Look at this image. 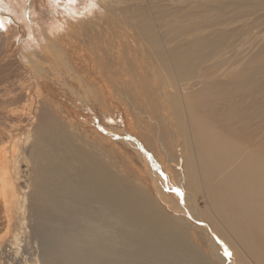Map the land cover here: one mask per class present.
Instances as JSON below:
<instances>
[{
    "label": "bare ground",
    "instance_id": "obj_1",
    "mask_svg": "<svg viewBox=\"0 0 264 264\" xmlns=\"http://www.w3.org/2000/svg\"><path fill=\"white\" fill-rule=\"evenodd\" d=\"M25 1L9 4L33 30L35 1ZM54 1L64 6L52 14L60 27H40V49L23 52L29 67L15 65L25 92L0 100V207L15 202L16 255L26 264L30 255L33 264H264V0ZM1 10L0 63L11 39ZM73 39L95 57L93 70L71 61ZM54 89L66 97L57 106ZM114 99L139 139L111 116ZM62 104L82 127L61 120ZM103 138L137 154L155 197Z\"/></svg>",
    "mask_w": 264,
    "mask_h": 264
},
{
    "label": "rangeland",
    "instance_id": "obj_2",
    "mask_svg": "<svg viewBox=\"0 0 264 264\" xmlns=\"http://www.w3.org/2000/svg\"><path fill=\"white\" fill-rule=\"evenodd\" d=\"M23 1H25V0H23ZM34 1H35V5H34L35 9L33 11V13H34L33 14L34 22L32 23V25L34 27H33V30H32V29H30L31 28L30 26L27 27V28L25 27L22 19L20 18L18 10L13 8L9 4L10 0H0V10L3 7L2 10L6 11L7 15L8 14L11 15V16H9V15L7 16L8 21H9V23L11 25V27H10L11 28V30H10V38L11 39L9 41L10 42V50L8 52L9 54L8 53L7 54H3L2 62L0 63V74H1L0 75V100H2V101L5 100V99L7 100L9 98V96H12L11 94L24 93L25 92L24 88L20 89V85L18 86V84L22 83L21 81L23 80L22 78L24 77V75L22 73L21 74L15 73V71H14L15 70V65H18L17 61H21V62L24 61L23 63L26 64L29 67V61L30 60L26 57L27 55L25 56L23 54V52L27 53V49H34V48L35 49H37V48L40 49L39 48V43L40 42L42 43V41L45 40L43 38V33L41 31V28L44 27V28L48 29L49 27H54V26L58 27L59 26V19L56 16H53L52 14H53V12L55 10L56 11L58 10V12L59 11H61V12L64 11V6H60V7L57 6L56 4H54L55 3L54 0H34ZM63 2L64 1L61 2V5H62ZM87 2H88V0H80V3H77L78 5H76V6L78 8H83V7H85V3H87ZM23 3H25V4H23ZM23 3H22V7L26 9L27 6H28L27 5L28 3L26 1L23 2ZM48 3H50V4H48ZM47 4H48V6H47ZM79 4H80V6H79ZM66 8H68V7L66 6ZM2 10H1V12H2ZM51 10H53V11H51ZM68 10H70V8H68ZM64 14H66V13H64ZM27 29H28V31H27ZM72 34H74L75 37H77L75 33H72ZM84 34L87 37V39L89 40V41H87V43H90V45L92 46L93 51L98 52L99 49H100L101 50L100 53H104L105 52V50H106L105 47H107V45L105 46L104 41H102L100 39V37L91 38L92 37L91 30H85ZM50 36H52V35L49 34V37ZM51 39L54 40L53 37ZM16 40H17V42L20 43L22 51L19 50L20 47H18V45L16 46V44L14 42L13 43L15 45H13V43L11 44L12 41H16ZM69 40H70L69 37H65V39H61L60 42H63L62 43V47L64 49H66V47L69 48V45H68ZM72 41H74V45H73V47H70V56L72 55L71 56L72 57L71 61L75 62L77 60L75 62V64L85 68L84 71H87V69L93 70L92 69V64L94 63L93 59H95V57H91V55L86 54L88 49H87L86 46H83V45L81 46L79 40H74L73 39ZM96 41H97V43H96ZM76 43L78 44L77 47L79 49L74 54L73 51L75 50L74 46L76 45ZM100 44H102V45H100ZM14 46L19 50V51H17V55L15 53H13V52H15L13 50H16ZM101 47H103V48H101ZM81 50H85V51L83 52ZM76 53H78V54H76ZM31 54H33V53H31ZM75 55H77V56H75ZM79 55H80V57H79ZM32 56H34V54ZM83 57L88 59L87 65H85L84 63L80 64V62L85 59ZM80 58H81V61H80ZM73 59H74V61H73ZM32 60L34 61V57H33ZM11 66H14V67H11ZM90 79L93 82H94V80L96 82H98V80L94 79L92 75H91ZM25 82H26L25 88L27 90H29V89L34 90L35 89V82H32V84H31V83H28L27 80H26V81H24V84H25ZM47 85H48V87H51V85H49V84H47ZM54 93L55 94H53V97H54V99L56 101L55 105L57 106V103H59V100L62 99L61 97H64V98H66V97L63 96L64 95L63 92H61V91H59L57 89H54ZM2 95H4V96H2ZM62 100L65 101V99H62ZM114 102H115V104L113 105V107L109 108V110L111 112V116L113 117V119L115 121H117L118 123H121L122 126L125 127L126 131L129 132V134L131 133L130 135H132L133 137H136L137 139H139L138 136L140 134V129L138 128V125L135 124V122L133 120L131 121V117H129V118L126 117L127 115L124 113L125 112L124 109H123L124 107L119 105V104H121L119 101L114 99ZM68 105H69V103H68ZM77 105L78 104H76V106ZM56 106L54 107L55 110L57 108L58 109L60 108L59 109L60 115H61V118H63V119L60 118L61 120H64V122H68L70 120L79 121L78 123L77 122L76 123L78 125H80V127H82L81 124H80V120H78V117L76 116V114L75 113L72 114V112L70 111L71 114H72L71 115L70 112H69L70 109L67 110L65 104H62L61 107L60 106L56 107ZM69 108H71V106H69ZM75 108H77V111H78L77 114L79 115V117H82L86 110L84 108H81L79 105H78V107H75ZM88 116H86L84 118V119H86L85 121H90L91 120ZM14 119H16V118H14ZM25 125L26 124L23 123V125H21V127H22L23 131L25 133H27V129L25 128ZM135 128H137V129H135ZM2 129H3V131H5V128L2 127ZM2 129H1V126H0V130H2ZM83 129H87L88 131L92 130L90 126H87V128H83ZM97 140L100 141L99 138ZM103 141H105L104 144H106L108 146L107 148H108L109 152L111 153L112 156H114L116 158L117 162L120 163V165L123 167V169L126 172L131 173L132 175H134V178H137V180L141 181L140 183L143 186H145L146 190L149 192L150 198H151V196L155 197L154 196L155 192L153 190L155 188L152 185L153 182L152 183L150 182L151 181L150 177L145 173V170L143 169V165H142L140 159L138 158L137 154L132 149H130L127 146H125L124 144L113 142L112 139H109V141H107V140H105L103 138ZM143 144L146 147H148L147 144H145V143H143ZM148 150L151 152L149 147H148ZM26 171H27V167L24 164L23 168H22L23 174H25ZM148 182H150V183H148ZM24 187H25V183H23L22 181H20V183H18L15 186H13V189L9 193V199L11 200L12 194H13V198L17 197V195L22 192V188H24ZM150 189L153 191L154 195H153V193H151ZM169 194L170 195L172 194L173 196L172 195L171 196L174 197L176 200H178V201L175 200L176 202H181V198L177 194L172 193V192H170ZM11 203H12L13 206H11L8 211L5 210V212H4V210H2L1 207H0V244H2V245H0V251H2V254H1L2 257L0 256V258H2L3 263L5 262V264H6V262H7V264H26V263H24L25 260H24V257L22 255H20V256L16 255V250H15L16 245H15V240H14L13 237L18 232V225H19V222H20L19 221L20 217L18 216L17 212L15 211L16 210L15 209V202H13V199L11 200ZM200 207L201 208L203 207V203L202 202H200ZM9 217H12L13 219L10 220ZM28 251H30V250H28ZM26 256H28V252H27ZM27 258L31 259V261L29 260L30 261L29 264H33L34 263L33 262V257L31 255H30V257H27Z\"/></svg>",
    "mask_w": 264,
    "mask_h": 264
},
{
    "label": "snow or ice",
    "instance_id": "obj_3",
    "mask_svg": "<svg viewBox=\"0 0 264 264\" xmlns=\"http://www.w3.org/2000/svg\"><path fill=\"white\" fill-rule=\"evenodd\" d=\"M0 27H2V25H0Z\"/></svg>",
    "mask_w": 264,
    "mask_h": 264
}]
</instances>
